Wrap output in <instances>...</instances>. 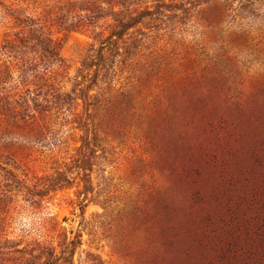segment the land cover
<instances>
[{
    "label": "rangeland",
    "instance_id": "374dc122",
    "mask_svg": "<svg viewBox=\"0 0 264 264\" xmlns=\"http://www.w3.org/2000/svg\"><path fill=\"white\" fill-rule=\"evenodd\" d=\"M0 264H264V0H0Z\"/></svg>",
    "mask_w": 264,
    "mask_h": 264
},
{
    "label": "trees",
    "instance_id": "16d2710c",
    "mask_svg": "<svg viewBox=\"0 0 264 264\" xmlns=\"http://www.w3.org/2000/svg\"><path fill=\"white\" fill-rule=\"evenodd\" d=\"M122 28H124V29H125V26H124V27H122ZM122 28H121V29H122ZM116 33H117V35H119V32H117V31H116ZM120 35H121V32H120Z\"/></svg>",
    "mask_w": 264,
    "mask_h": 264
}]
</instances>
